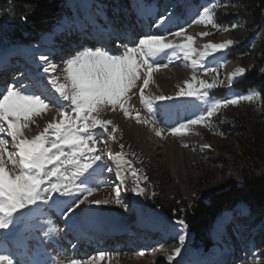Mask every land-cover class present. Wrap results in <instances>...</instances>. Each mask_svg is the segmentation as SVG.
<instances>
[{
    "label": "rangeland",
    "instance_id": "1",
    "mask_svg": "<svg viewBox=\"0 0 264 264\" xmlns=\"http://www.w3.org/2000/svg\"><path fill=\"white\" fill-rule=\"evenodd\" d=\"M10 1L13 2V0H5L7 5H9ZM133 1L134 0L128 3V8L133 10L130 15L131 20L136 19ZM147 1L148 0H146V2ZM151 1L152 3L155 2L154 0H149L148 4H151ZM240 1L241 0H214L217 5L214 9L215 18L220 25L228 28L227 31L213 28L211 25L193 22L198 14V10H201L202 6L210 4L212 0H160L157 2L156 5L159 7V10L161 11L160 14L163 16L168 12L166 5L163 4L171 2L174 6L177 5V8L172 9L173 12L170 11L173 15L167 19L170 25L161 26L162 28L158 33H165V30L169 26H178L171 32L179 31L181 28L185 29L186 32L182 37L175 38L169 36V39L176 40L177 42H182V40L187 42L185 37H193V41L191 43L193 48L197 50V55L193 57L194 59L198 58L199 52H203L205 50L204 46L207 44H224L228 41H232V44L225 50L227 63H225L223 67L218 68L217 73H209L207 75L201 68H197L194 72L190 63L183 60L179 54L162 57L158 63L167 66L160 67L161 69L159 68L157 71L153 72V79L149 83L148 88L145 89V93L146 95L151 94L152 96H171L173 99L155 101L152 113L147 111L140 103L138 88L133 89V93L130 94L132 98L129 101V106L132 110L130 117H125L126 131L129 129V132H131L133 136L135 135V139L138 143H140L142 150L147 152H164L173 149L180 151L183 157L179 163L182 166L181 170L184 172L177 171L176 173L179 178V184L173 185V173L170 168L162 163L160 158L152 160L153 163L158 165L156 177L153 179L151 178L153 186L144 188V194L139 195L140 198L137 202V208L133 205L129 192L133 187L134 181L137 183L145 182L144 167L135 157L133 160L130 159V163H134V166L130 168L128 166L117 167L115 162L109 160L108 154H115L113 153L114 149L112 148V144L115 145L116 140L107 139L106 143H99L96 145L98 149L102 150V159L97 162L101 165L100 168H96V166L93 165L95 171L92 172L89 186L97 187V191L90 197L92 198L94 194L106 189L107 187L111 190L114 189L117 192L119 187L117 188L112 183H115L118 180L116 172L119 171L120 177L123 180V184L121 183L123 186L121 187L123 192L120 190L118 197L121 201L119 204L121 226L127 227L133 224L136 225L137 220H139V212L142 213L144 217H147L148 212L153 214V207L151 203L155 201L174 200L178 204H186L187 206L194 204H207L213 193L225 191L233 184L241 185L244 172L255 175H259L263 172L264 159L260 160L244 156L243 146L247 143L246 140H250L259 144L260 148L264 151V122L260 124L257 123V121H254V124L251 126L250 131L245 137H241L238 134L236 125L234 124L235 118L238 114L242 113V111L245 112L246 110H249L251 112L258 113L261 105L260 98L255 99L252 102L241 100L236 105H222L218 112L211 118V123L207 127L204 125H190L186 130V134L178 136H173L170 132L171 127L177 126L180 123H186L187 120L194 118V116H190L188 114L190 105H185L184 103V99L187 97L177 96L180 89L185 88V85L181 84V80H183L185 73H192L193 76H196L197 81L205 80L211 82L213 76H216L218 80H222L223 84L218 83L214 88L206 90L208 97H211L214 100L223 101L230 97L244 95L249 92H237L233 89V85L241 80L245 73L242 76L235 77V82L231 85L229 84V77H231L232 74L239 68H244L246 72L252 67L261 47H264V26L258 32L253 31V29H247L246 18L250 12L249 8ZM169 5L173 6L172 4ZM62 6V12H60L59 19L56 22L57 24H55L50 33L61 27L64 22H69L72 24V33L74 34V36L71 37L72 40L74 37L77 39L76 33L80 30H84L86 36L92 34L91 26H93V24H91L92 21L90 20L92 16L83 11V8H81L77 3H75L72 7L69 5L68 0H63ZM164 9L165 12H163ZM178 11L180 12L178 13ZM176 20H179L181 23H176ZM121 23V21L116 22L115 24L113 23V29L119 28ZM232 24H236L237 27L231 28L230 25ZM100 25L101 24L97 23L95 26ZM125 26L126 25H124V27ZM14 30L23 31L24 29L16 19V16L11 12H8L5 8L3 0H0V58L3 59L8 56L11 58L15 57L16 60V56L20 54L23 48L30 47L36 53L42 49V39L45 38V35L40 38V41L36 44L22 45L19 41L15 40ZM137 31L139 33H144V30L140 25L138 26ZM203 32H208L210 34L207 36H201L200 34ZM120 36L123 37L122 35ZM93 38L95 37L85 38L82 42L86 40L91 42L98 41ZM98 39L102 40L100 37ZM117 40L119 39L115 37V40L109 44L111 45ZM134 40L135 38L132 41ZM76 41L77 40H75L74 43H76ZM104 41L106 40H102V42ZM86 43L88 44V47H93L90 46V42ZM243 43L246 45V51L233 60L229 59L230 55H232V48ZM214 55L217 57L216 60H213L210 56L204 61V63L206 65H216L220 62V53H215ZM38 56L39 55H36L34 57L38 58ZM59 64H62V60ZM11 66H9V69L12 68ZM10 82L7 83L9 84ZM23 82L26 83V80H23ZM2 83L4 82L2 81ZM138 83L141 82L138 81ZM195 87H198L197 82H195L194 88ZM208 97H205L204 99H207ZM204 99L196 100L195 98H190L191 103L196 106L195 112L198 114L206 107ZM161 105H165L167 108L160 110ZM175 109L176 113L174 114L168 111ZM136 112H139L142 117H146L149 121H151V123H137L134 118ZM120 115H123V113L119 110V108L115 112L109 108L101 114V118L111 120L114 124V121L120 118ZM54 118L59 119L55 108L51 109L45 115L41 113L40 116L34 118L35 123H30L29 129H24L25 136L28 139L33 138L39 132L43 131L47 124ZM114 125L117 129L119 128L117 124ZM156 130H161V136L156 135ZM117 133L118 131H116L115 135H117ZM110 135L111 133L104 134L105 137H109ZM205 145H208L209 147H205ZM108 167H112L113 171L108 172L106 170ZM133 170L137 173L135 177L131 174ZM81 179H83V177H81ZM185 185H187L190 192H192L190 198L185 196L181 190L182 186ZM78 186L79 181L69 185V188L72 189L71 196H60L59 193H51L48 199V204H52L53 199H57L58 202L68 201V203H70L77 196L82 198V193L75 190ZM90 197L89 199H91ZM83 205L86 207L87 203ZM83 205L80 206V209L84 208ZM52 210L53 209H50L45 204L32 206V210L30 212L27 209L24 210L28 213L26 216L21 218V220H17L16 223L11 224L9 225L10 227H8L18 234H21L23 231L26 235L30 236L31 234L32 239L30 237L31 241L28 240V245L31 248L40 250L43 255L42 258L46 257L47 264H67L68 260L76 257L70 247L68 234L64 232L65 221L63 218L53 213ZM223 213L229 216V222L226 227V235L220 237L216 236L213 225L210 233L206 236L207 242L209 243V246H211L210 250H206L202 244H195L194 236L190 228L187 227L186 230L190 236L189 251H191V256L195 257L196 255H199L204 259L202 264H207V262L210 261H217L220 256L224 254L226 249L233 247L238 248V250L242 249V255H240L239 259L243 257L241 263H237L238 260L237 257H235L236 259L232 262L233 264H264V215H252L243 204H239L232 211H225ZM17 216H19V213H17ZM220 216H222V214ZM175 221L177 220L169 219L167 222L175 223ZM80 225L81 224L78 225V229L83 228ZM154 240L156 241L157 239L154 238ZM216 240H221V242H223L222 245ZM129 241H131V243L133 242L130 236ZM114 242L115 241L111 240V243ZM1 244L4 245L5 242L0 243V245ZM4 246L1 245V247ZM139 246L135 247L134 251L145 252V247H142L141 245ZM1 247L0 255H5L8 258L14 257L10 250L5 252ZM215 252H217L215 254L216 258H213V260L210 261L205 260V258ZM228 255L230 256V260L232 258L231 251ZM145 259L147 264L154 263L149 256H146Z\"/></svg>",
    "mask_w": 264,
    "mask_h": 264
},
{
    "label": "snow or ice",
    "instance_id": "2",
    "mask_svg": "<svg viewBox=\"0 0 264 264\" xmlns=\"http://www.w3.org/2000/svg\"><path fill=\"white\" fill-rule=\"evenodd\" d=\"M216 7L214 0L202 6L193 22L227 31L228 28L220 25L215 18ZM172 15L173 13H168L161 16L158 22L163 25ZM230 27L235 28L237 25L232 24ZM185 32L186 30L181 28L174 32L136 36L135 40L131 41L132 46L121 43L118 45L120 50L116 52L103 45L96 48L80 47L62 57V68L41 53L38 59L46 65L43 67L46 77L41 78L38 74L26 75V83L22 81L5 87L0 93V229L21 220L28 214L25 209L30 212L32 206L45 204L50 208L57 204V199L48 204L51 193L71 196L72 189L69 185L76 181H79V186L75 190L82 193V198L77 196L61 209V217L66 224L69 221L76 222L80 216L77 209L85 203L96 206L121 203L119 198L114 201L89 199L97 191V187L89 186L90 177L95 171L93 165L96 168L101 167L97 162L102 159V150L96 145L106 143L107 139L115 140V133L118 131L113 121L102 119L101 114L109 108L113 112L119 108L125 117H130L132 110L129 106L132 98L130 94L137 88L140 103L150 113L153 112L155 101L172 100L171 96H152L145 93L153 79V72L167 66L158 63L162 57L179 54L183 60L190 63L194 72L201 68L206 75L217 73L218 68L227 63L225 50L232 41L224 44H207L204 46L205 50L199 52L198 58L194 59L197 50L191 43L193 37H185L187 42L169 39V36L180 38ZM209 34L203 32L200 35ZM215 53H220L222 57L220 62L216 65H206L204 61L208 57L217 59ZM244 73V68L237 69L229 77V84L234 83V78ZM192 81H196L198 87L194 88L191 81H186L187 91L181 88L177 96L201 100L208 97L206 90L214 88L218 83L223 84L216 76L208 82L197 81L194 75ZM260 95L258 90H249L247 94L236 95L223 101L208 97L204 99L206 107L203 111L186 123L171 127L170 132L173 136H178L186 134L190 125L207 127L222 105H236L241 100L252 102L259 99ZM53 108L57 110L59 119L54 118L43 131L28 139L24 129H29L30 123H35V117ZM166 108L167 106L161 105L160 110ZM134 118L137 123H151L139 112H136ZM105 133L111 135L105 137ZM156 135L161 136V130H156ZM8 137L11 138V147ZM120 147L123 149L124 145L121 144ZM108 159L114 161L117 167L123 164L131 167L130 162L124 160L122 153L115 155L109 153ZM106 170L112 172L113 168L108 167ZM131 174L133 177L137 175L135 170ZM116 177L121 179L119 171L116 172ZM121 183L123 184L122 179ZM133 191L137 195L144 194V189L139 184ZM119 194L120 189H117V197ZM175 223L180 225L181 233L188 227L184 220H177ZM177 240L178 244L183 246L185 235L178 234ZM180 251L181 248L176 247L174 252L167 256L169 264L180 255ZM107 255L109 254L100 252L89 258H72L67 264H98V261ZM0 264H12V261L7 256L0 255Z\"/></svg>",
    "mask_w": 264,
    "mask_h": 264
},
{
    "label": "bare ground",
    "instance_id": "3",
    "mask_svg": "<svg viewBox=\"0 0 264 264\" xmlns=\"http://www.w3.org/2000/svg\"><path fill=\"white\" fill-rule=\"evenodd\" d=\"M123 1L68 0L69 5H71L72 7L74 6L75 3H77L80 5L81 8H83L82 9L83 11L87 12L88 15L92 16L91 19L94 20L96 18L91 23L93 24V26L90 25L92 34L86 36L84 30L83 31L80 30L76 33L77 39H75L74 37V39L72 40L71 37L74 36V34L72 33L73 32L72 24L69 22H64L63 25L59 27L57 30H55L50 34L48 33L44 36L45 38L42 39L43 47L40 51H38V53L34 52L32 48L28 47V48H23V50L20 52L19 56L17 57V58H21L19 61L15 60V57L11 58L6 56L3 59L0 58V93H2L5 90V87L7 85L12 83L19 84V82L26 80L25 79L26 75L31 76L33 74H38L41 78L47 76V74L43 72V67H45L46 65L44 64V62L39 61L38 58L34 59V56L36 55L43 53L47 55L50 61H52L54 64L61 66L62 64L59 63L61 62L62 57L65 54L75 51L77 48H80L78 47V45L81 43L78 42H77L78 44L74 43L75 40H79V42H82V40H84L85 38H92V37H95L93 38L94 40H99L98 38L100 37L102 40L108 41L111 38L115 39L116 37L119 40L109 45L110 47L108 46V44L106 46V48H109L113 52H116L120 50L118 48V45H120L121 43H125L128 44V46H131V41L136 36H142L144 34H159L158 32H160L162 28L161 26L170 25L168 23V20L163 25L157 22L159 17L163 16L160 14L161 11L159 10V7H157L156 5L157 2H159L160 0H157L156 3L151 2V4H148L149 0L147 2L146 0H134L136 21L131 20L129 18L131 15V11L133 10L128 8V3L125 2L123 3ZM174 8H177V5L176 6L166 5V9L168 11L166 15L168 13H171L170 11H172V9ZM119 21L122 22L120 28L126 29L125 30L126 37L124 36L121 37L119 34H116L115 33L116 30L113 29V23L115 24L116 22ZM175 22L181 23L179 20H176ZM97 23L101 24L102 27L101 25L95 26ZM124 24L126 25L125 27ZM139 25L143 28L144 33H139L137 31ZM177 27L178 26H174V27L169 26L165 30V32H171ZM182 42L184 41L182 40ZM220 59H222V57ZM14 64H18L17 68L20 67V70L15 71L13 75L11 74L12 81L8 84L7 82L9 80L8 79L9 74L7 73L10 70L7 71L5 70L9 66ZM4 77L7 78L6 79L7 82L2 83ZM192 77H193L192 73L191 74L185 73L183 80H181V84L185 85L186 81H191L194 86L196 81H192ZM184 100H185L184 101L185 105H190L188 114L190 116H194L198 114L195 112L196 106L193 103H191L190 98L187 97ZM49 111L50 110H47L42 114L45 115ZM168 111L173 114L176 113V109L172 111L171 110ZM114 124H117L119 128L117 135H115L116 136L115 145L112 144L113 145L112 148L114 149L113 153L115 154L122 153L124 160L128 162H130V159L133 160V158L135 157L140 161L139 163H141L142 166L144 167V177L146 178L145 182L137 183L136 181H134L133 187L129 192V195L132 198V203L135 207L138 208L137 202L140 197L133 191V188L137 184H139V186L143 189L153 186V181L151 180V178L153 179L156 177V170L158 168V165L156 163H153L152 160L160 158L162 163L165 164L168 168H170V170L173 173L174 176L173 185L179 184V178L177 177L176 173L177 171L184 172L183 170H181L182 166L179 163L183 157L180 151L173 149L164 152L155 151L152 153L142 150V148L140 147V143H138V141L134 137L135 135L133 136L131 132H129V129H127L128 131H126L124 115H120V118L115 120ZM8 139H9V147H11V143H10L11 138L8 137ZM121 144L124 145L123 149H121L120 147ZM130 164L131 167L134 166V163L133 164L130 163ZM125 166L127 167L128 165L127 164L122 165V167ZM112 184L117 188L119 187L121 192H123V190L121 189V187L123 186L120 182V179H118L115 183ZM181 190L185 196L189 198L191 197L192 192H190L187 185L182 186ZM117 198L118 197L116 190L114 189L111 190L107 187L106 189L94 194V196L90 200L109 199L114 201ZM67 203L68 201L58 202L57 204H53L52 207H50V209H53L52 210L53 213L61 217V209ZM119 211H120L119 205L116 203H109L107 205H100V206L87 204L86 207L84 206V208H81L80 210L77 209V212L80 213V216L76 220V222L72 223L71 221H69L68 224L66 223L64 224V232L68 234L69 244L76 258H81V259L89 258L96 256L100 252H105L108 253L109 255H107L103 260L98 261V264H147L145 259L146 256L151 257L152 261L154 262L153 264H169V261L167 260V256L171 255L176 247H180L181 248L180 255L176 256L174 260L171 261V264H202L203 263L204 259L202 257H200L199 255L192 257L190 254L191 252L189 251L190 236L187 230H184L183 233H181L180 225L174 222H167L168 220L160 219L154 214V212L153 214L151 212H148L147 217H144V215L139 212L140 214L139 220H137L136 225H138L139 227L145 230L140 231V233L137 234V238L135 242L141 241L139 245L145 247L144 248L145 252L144 251L135 252L134 251L135 247L133 246L131 241H129V234H128L129 229H127L126 227H122L120 225L121 217L119 215ZM228 222H229V216L227 214L223 213L222 216H219L217 218L214 224V231L216 236L220 237L226 235V227L228 225ZM79 224H81L80 226L82 227L84 226V227L80 230H77ZM69 225L71 226L69 227ZM91 226H93V228L95 229L91 231L90 230L85 231L84 233L82 232V230L86 229V227L92 229ZM9 227L5 229H0V243L7 242L8 244H6V247L10 246L8 247L10 252L14 255V257L15 255L17 256L15 258L9 257V259L12 261V264H47V259L46 257L42 258L43 255L41 251L36 250L35 248H31L28 245V240H30V237L32 239L31 234L30 236L26 235L25 233H23L24 231L21 232V234H18L15 231H12ZM154 228L162 231L159 234L158 241L157 240L155 241L154 238L153 240L146 238L147 234L153 233ZM178 234L185 235V243L183 246H180L178 244V240H177ZM7 238L8 240H6ZM111 240L115 242L111 243ZM140 253H144V255H140ZM216 253L217 252L213 253L212 255H209L207 258H205V260L208 261L213 260V258H216L215 257ZM229 257L230 256L228 255V258ZM224 264H233V263H229V259H228V261H226Z\"/></svg>",
    "mask_w": 264,
    "mask_h": 264
},
{
    "label": "trees",
    "instance_id": "4",
    "mask_svg": "<svg viewBox=\"0 0 264 264\" xmlns=\"http://www.w3.org/2000/svg\"><path fill=\"white\" fill-rule=\"evenodd\" d=\"M2 1V0H1ZM249 8L250 14L246 18L248 30L258 32L264 26V0H241ZM3 5L16 16L23 27V31L14 30L15 40L21 44L37 43L40 36L51 31L56 24L63 8V0H13L9 5L3 0ZM24 21V22H23ZM245 43L232 48L233 60L246 51ZM237 92L258 90L261 99L258 113L246 110L235 118L237 132L245 137L254 121L264 122V47H261L254 64L248 69L243 78L233 85ZM246 140V139H245ZM243 155L257 159H264V151L259 144L246 140ZM241 185L233 184L225 191L213 193L207 204H178L176 201H155L151 203L153 209H160L167 218L184 220L190 228L194 242L202 244L206 250L208 233L215 219L224 211L234 209L239 204H245L252 215H264V169L259 175L244 172ZM176 215V216H175Z\"/></svg>",
    "mask_w": 264,
    "mask_h": 264
},
{
    "label": "water",
    "instance_id": "5",
    "mask_svg": "<svg viewBox=\"0 0 264 264\" xmlns=\"http://www.w3.org/2000/svg\"><path fill=\"white\" fill-rule=\"evenodd\" d=\"M154 212V214L157 216V217H159L160 219H163V220H168L161 212V210L160 209H157V210H155V211H153Z\"/></svg>",
    "mask_w": 264,
    "mask_h": 264
}]
</instances>
